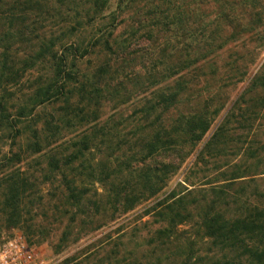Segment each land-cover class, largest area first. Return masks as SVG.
I'll return each mask as SVG.
<instances>
[{"label": "rangeland", "instance_id": "1", "mask_svg": "<svg viewBox=\"0 0 264 264\" xmlns=\"http://www.w3.org/2000/svg\"><path fill=\"white\" fill-rule=\"evenodd\" d=\"M24 1L0 0V238L21 234L46 264H245L205 223L264 204V0H134L119 16L118 0L95 14L88 0ZM108 33L128 49L111 55L92 41ZM52 39L59 54L80 46L54 97ZM167 62L177 74L158 80ZM179 78L189 90L178 109L204 115L209 128L195 144L179 139L183 155L163 168L170 157L138 155L160 115L172 123L174 111L154 108ZM81 84L98 89L97 102L87 104ZM53 153L78 156L65 175L86 191L79 203L48 166ZM234 174L245 178L230 186ZM12 194L24 229L10 226Z\"/></svg>", "mask_w": 264, "mask_h": 264}, {"label": "trees", "instance_id": "2", "mask_svg": "<svg viewBox=\"0 0 264 264\" xmlns=\"http://www.w3.org/2000/svg\"><path fill=\"white\" fill-rule=\"evenodd\" d=\"M69 1V0H66ZM92 3V7L88 9L87 14H95L97 12H102L106 10V6L108 3V0H88ZM134 0H118L117 3V9L116 13L117 16H119L120 13H122L124 10L129 9V5ZM32 3L31 0L24 1V4L30 5ZM113 12L112 18L115 17L116 13ZM112 13V12H111ZM162 27L166 26L165 24H160ZM93 42H95L97 45L101 48H103L106 53H110L111 55H116V50H127L128 47L125 44L118 43L116 38H112V34L108 33V35L101 34L99 37H94L92 39ZM49 46L52 47V61H55L53 64V80H52V97L61 95V91L64 89V82L65 79L71 78V73L66 72L63 69H65L66 66V60L67 55H70L73 57V59H76L77 54L79 53L80 46H61V53L59 54V50H54L56 43L54 39H52V42H47ZM48 46V47H49ZM92 46V43L89 45ZM50 49V48H49ZM86 53V51L84 50ZM164 52L163 49L159 51L160 54ZM118 57V56H117ZM118 59V58H117ZM129 63L130 61L126 60V57H123L121 60V63ZM158 66V65H157ZM160 70L157 72V79L162 80L164 78L170 79L172 78L169 73L171 74H177L175 66L171 65L169 62L167 64L160 63ZM109 68V63L104 66V70H100V73L97 75V79L95 80H101L102 77H106L104 73ZM187 68V67H186ZM77 75V74H76ZM113 79H110L108 83L105 85L106 88L109 89L110 87V81ZM183 78H179L177 81L174 82V87L169 86L167 92H163L162 90L157 95V100L160 102L158 105L159 107H153L154 110H157L159 108L163 110H171L174 111L175 117L171 121L172 123L168 125L167 127H164L159 122L161 120H164L167 117H161L159 118V121L157 124H159L156 128L151 129L154 132V135L149 139V141L142 146V151L139 153L138 156L142 155L143 152H147L146 156H149V158L154 159L155 157H159L162 155H166L171 158L166 164L162 163L163 168H169L171 167L172 162H176L174 160L175 156L183 155L180 150L181 147H177L178 143L177 141L179 139H182L183 137H187V139L195 144L196 142H199L202 139V136L208 131L209 128V121L208 119L196 112H188V113H182L178 109V106L180 104L182 96L189 90V82ZM88 84L90 85V80H88ZM151 81V80H150ZM167 81V80H166ZM155 82V81H153ZM78 81L76 82V84ZM120 85V84H119ZM117 84L115 90H117V87H119ZM79 95L83 97L85 100H87V104H92L93 102H97L94 94L96 95L98 92V89H92L89 91H85V89L82 87V84L79 85V87H75ZM75 88L72 89V91L75 90ZM101 93L103 92V89H100ZM69 95L72 94L71 92L68 93ZM246 93H243L242 97H245ZM163 105V106H162ZM152 109V107H151ZM157 112V111H156ZM167 113V112H166ZM219 111L215 112L213 115L218 114ZM234 113V110H229L225 117L222 124L219 126L218 130L213 134L212 139L208 144H206V149L210 147L211 142L218 140L220 137L219 135H222L223 126H225L228 122H230V119ZM168 114V113H167ZM169 115V114H168ZM173 117V115L169 116ZM56 130V127H52ZM33 137L35 136V140L31 143L33 147V152L39 153L40 152V144L38 141V131L35 128L32 130ZM52 134H54L52 132ZM91 138L94 139V136ZM163 139H166L167 141H163ZM86 143V142H85ZM83 147L86 145L81 144ZM60 155V154H59ZM57 155L56 153H53L51 156L48 157V166L52 170V172H56L58 174H61L62 178L66 181V190L68 192L69 199H73L75 202L79 203L82 197L85 196L86 191H81L78 189V186L75 184V181H71L67 178L65 175V171L69 170L71 168V165L73 162H75L76 153H73L68 156L61 157L62 155ZM82 156V155H81ZM80 157V156H79ZM81 158V157H80ZM182 158V156H181ZM74 160V161H73ZM178 160V159H177ZM72 162V163H71ZM182 162V160H181ZM180 164V161L179 163ZM178 167V165H177ZM176 167V168H177ZM177 169L173 170L172 173L176 172ZM242 174V173H241ZM239 175H232L231 178L228 180L230 182V186H233L237 180L245 178V176ZM227 180V179H226ZM244 181V180H242ZM11 191H9L10 193ZM234 196H238L237 194H233ZM174 197V194L170 195L166 200H169ZM264 197V193H263ZM13 201V204L8 206L10 209V213L13 214L9 216L10 218H13L15 221L10 226H15L21 229H24V226L20 224L19 215H18V195H15V198L10 197ZM165 200V201H166ZM173 202V201H172ZM167 208L170 209V212H172V207L169 201H167ZM248 208L244 209L242 213H239L237 216L233 218H224L220 222H206L205 227L207 230L212 231V236H214L216 243L215 245L222 247V252L227 253H238L243 260L245 264H264V204L262 205H255L252 206L250 204H247ZM17 212V213H16ZM177 217H181V214L178 212L176 214ZM204 219V218H203ZM25 228L30 229L31 226H25ZM225 253V257L226 254ZM218 264V263H215ZM225 264H231V262H226Z\"/></svg>", "mask_w": 264, "mask_h": 264}, {"label": "built area", "instance_id": "3", "mask_svg": "<svg viewBox=\"0 0 264 264\" xmlns=\"http://www.w3.org/2000/svg\"><path fill=\"white\" fill-rule=\"evenodd\" d=\"M0 264H46L21 234L0 238Z\"/></svg>", "mask_w": 264, "mask_h": 264}]
</instances>
